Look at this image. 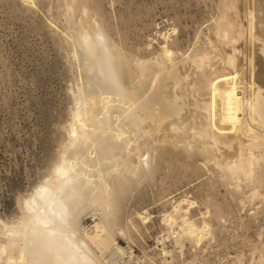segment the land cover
Returning a JSON list of instances; mask_svg holds the SVG:
<instances>
[{
  "label": "bare ground",
  "instance_id": "1",
  "mask_svg": "<svg viewBox=\"0 0 264 264\" xmlns=\"http://www.w3.org/2000/svg\"><path fill=\"white\" fill-rule=\"evenodd\" d=\"M63 3L64 35L80 72L76 109L68 141L21 202L19 221L0 220V264L133 263L134 233L152 214L144 209L122 220L121 199L166 165L202 164L217 183L233 186L243 207L248 193L263 199L264 0H220L214 22L186 49L163 33L158 48L152 38L143 51L115 40L91 0ZM171 203L161 213L164 241L172 238L182 252L186 241L196 248L213 236L209 200L200 218L196 200ZM88 211L90 227L83 223ZM254 249V264H264V241ZM169 256L164 247L149 264H172Z\"/></svg>",
  "mask_w": 264,
  "mask_h": 264
},
{
  "label": "rangeland",
  "instance_id": "2",
  "mask_svg": "<svg viewBox=\"0 0 264 264\" xmlns=\"http://www.w3.org/2000/svg\"><path fill=\"white\" fill-rule=\"evenodd\" d=\"M63 2L0 0V220L9 224L19 221L21 202L50 174L61 146L68 141L66 128L76 109L74 91L80 72L64 35L68 22ZM219 3L220 0H91L90 5L99 7L115 40L143 51L152 38L153 47L158 48L163 33L170 34L186 49L214 22ZM183 165L164 166L165 170L154 179L134 184L121 199L122 220L144 209L153 215L147 228L143 226L140 233H134L132 248L137 259L130 264L139 260L149 264V256L159 261L164 247L173 255L169 256L172 264H228L237 262L239 256L241 264H254L258 257L254 247L264 241V197L251 200L248 193L243 207L233 186L217 183L207 167ZM184 196L197 201V209L193 210L197 218L200 211H207L205 203L209 200L208 219L214 234L196 248L186 241L181 252L172 238L163 240L167 232L161 213ZM83 223L88 227L94 224L93 212H87ZM119 242L128 245L123 238Z\"/></svg>",
  "mask_w": 264,
  "mask_h": 264
},
{
  "label": "clouds",
  "instance_id": "3",
  "mask_svg": "<svg viewBox=\"0 0 264 264\" xmlns=\"http://www.w3.org/2000/svg\"><path fill=\"white\" fill-rule=\"evenodd\" d=\"M101 62L105 64V67H107L106 65V61L103 57H101ZM35 242L42 248H46L48 246V241L46 239V237L40 235L39 233H37V235L35 236Z\"/></svg>",
  "mask_w": 264,
  "mask_h": 264
}]
</instances>
